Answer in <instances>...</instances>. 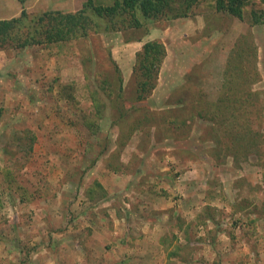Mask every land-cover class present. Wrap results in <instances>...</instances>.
<instances>
[{
  "label": "rangeland",
  "instance_id": "rangeland-1",
  "mask_svg": "<svg viewBox=\"0 0 264 264\" xmlns=\"http://www.w3.org/2000/svg\"><path fill=\"white\" fill-rule=\"evenodd\" d=\"M84 1L0 0V18L22 5L71 11ZM148 26L141 41H125L139 30L91 31L59 44L0 48V183L16 197L21 241L52 264H101L96 246L129 231L141 242L139 257L145 241L157 247V237L165 239L158 264H264V25L200 9L190 18L160 15ZM240 36L257 49L242 61L247 79L226 70ZM150 39L166 55L156 87L135 100V52ZM115 66L124 87L116 104L95 81ZM72 80L77 104L58 93ZM95 87L108 103L97 131L88 127L94 113H84L93 109L87 95ZM230 103L248 107L223 115ZM236 127L253 139L245 159L233 161L235 147L221 142ZM94 179L107 196L90 201L85 190Z\"/></svg>",
  "mask_w": 264,
  "mask_h": 264
},
{
  "label": "trees",
  "instance_id": "trees-1",
  "mask_svg": "<svg viewBox=\"0 0 264 264\" xmlns=\"http://www.w3.org/2000/svg\"><path fill=\"white\" fill-rule=\"evenodd\" d=\"M24 1L21 0V4ZM200 9L224 13L226 16L235 17L242 21L246 20L250 25H264V0H85L82 6L76 10L63 11L61 8H55L38 13L26 11L22 5L18 15L0 18V48L23 49L36 45L59 44L80 36H87L91 31L101 33L124 32L132 33L135 36V31L139 30L136 37L127 36L125 41H141L142 36L149 31L148 25L159 19L160 15L190 18L198 15ZM252 42L253 40L249 36H240L234 43V50L232 49L233 51L230 52L229 62L235 61V65L232 69L227 68L226 70L227 72L233 71L238 79L248 78V75L244 74L248 66L242 61H246V57L254 59L257 56V49ZM165 55V46L159 39L144 41L141 48L135 52L132 70L135 100H144L156 87L159 69ZM237 59L240 62L236 64ZM111 61L115 65L112 59ZM100 73L96 72L95 75L98 87L107 94L111 103H119V100L123 99L124 87L118 69L114 75L108 78L101 76ZM237 81L238 84L246 82V80ZM58 93L68 102L77 104L76 95L78 92L73 80L70 83L59 84ZM257 94V90L250 91L246 92L243 97L252 98ZM87 97L92 101L93 109L85 110L84 113H94L95 115V117L93 116V123L89 122L88 127L97 131L95 125L97 120L99 121L104 116L103 108L108 103L100 98L99 89L96 87L88 90ZM230 105L231 103L222 107L221 113L223 115L228 113L237 117L242 115L239 108L248 107V104L240 103L230 109ZM2 111L3 108L0 107V117ZM215 113L219 114V110ZM84 119L87 120V117L84 116ZM225 121H227V117L222 120L223 127H225ZM244 123L248 124V121H244ZM238 125L241 124L238 123ZM226 126H229L230 130L233 126L232 122L227 123ZM236 129V132L230 131L229 136H226L224 130L225 134L221 142L226 145V149L235 147L233 161L238 160L239 155L245 159L247 149L250 146L249 143L253 139L252 134L245 136L238 127ZM236 144L239 147H236ZM240 147L243 149L240 150ZM85 194L87 200L96 201L106 197L107 191L99 180L94 179L93 184L86 188ZM21 199L23 200V197ZM164 241L165 239L162 238V242Z\"/></svg>",
  "mask_w": 264,
  "mask_h": 264
},
{
  "label": "crops",
  "instance_id": "crops-1",
  "mask_svg": "<svg viewBox=\"0 0 264 264\" xmlns=\"http://www.w3.org/2000/svg\"><path fill=\"white\" fill-rule=\"evenodd\" d=\"M6 197L9 200V204L4 208L2 199H6ZM11 198H13L12 193L4 189L0 183V223L4 227L2 231L0 230V264H52L48 260H42L40 255L37 256L36 253L38 251H36V246H30L28 242L24 243L21 241V231L16 226L18 214L14 212L17 211V207L15 203L13 205ZM13 199H16V197ZM2 209L5 210V212H3ZM8 217L10 219H8ZM111 232L112 230L109 231V234H111ZM24 233L26 234L25 230ZM118 235H120V238L112 242L103 241L100 242L99 246H96L100 249L102 258L101 264H158L155 258L157 257V252H160L157 247H162L161 235L157 237V239L160 240L159 243L156 241L157 247L152 244L148 245L147 243L149 241L144 242L145 245H143V248L146 249V252L140 257L138 256V249L141 246V242L139 240L134 242L136 237L134 236L135 238H131L133 236L129 235V231L122 235L118 233ZM124 239L125 241H123ZM66 261L68 264H78L77 259H72V262H69V260Z\"/></svg>",
  "mask_w": 264,
  "mask_h": 264
},
{
  "label": "built area",
  "instance_id": "built-area-1",
  "mask_svg": "<svg viewBox=\"0 0 264 264\" xmlns=\"http://www.w3.org/2000/svg\"><path fill=\"white\" fill-rule=\"evenodd\" d=\"M2 202L4 203V204H3V207H4V208H5V206H7V205L9 204V200H8L7 197H6V199H2ZM4 208H3V209H4ZM3 209H2V211L5 212V210H3Z\"/></svg>",
  "mask_w": 264,
  "mask_h": 264
}]
</instances>
